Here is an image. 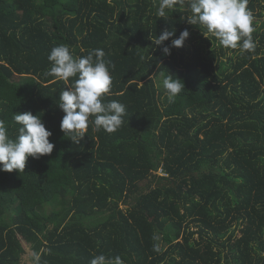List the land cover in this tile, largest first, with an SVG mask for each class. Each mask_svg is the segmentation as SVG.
<instances>
[{
    "label": "trees",
    "instance_id": "1",
    "mask_svg": "<svg viewBox=\"0 0 264 264\" xmlns=\"http://www.w3.org/2000/svg\"><path fill=\"white\" fill-rule=\"evenodd\" d=\"M158 5L0 0V121L15 138L13 115L38 114L55 145L24 171H3L0 264H23L29 251L32 264L101 254L123 264H264V0H248L255 47L245 52L189 24L186 2L165 17ZM185 29L183 47H171ZM165 30L175 35L154 45ZM61 44L76 57L103 49L115 66L103 99L126 107L116 131L89 124L79 143L61 131L56 101L68 86L44 75ZM160 73L184 82L171 102Z\"/></svg>",
    "mask_w": 264,
    "mask_h": 264
},
{
    "label": "clouds",
    "instance_id": "2",
    "mask_svg": "<svg viewBox=\"0 0 264 264\" xmlns=\"http://www.w3.org/2000/svg\"><path fill=\"white\" fill-rule=\"evenodd\" d=\"M180 2L187 4L188 23L198 26L200 30L206 29L202 31L205 37H215L218 44L226 49H239L240 52L254 49L248 0ZM176 3L177 0H159L156 14L165 17L166 10L172 9ZM174 35V31L165 30L151 39L154 45L160 46ZM189 35V31L185 29L178 38L172 40L171 47H183ZM163 52L170 55V47H164ZM104 57L105 52L99 48L92 49L86 56L76 57L69 46L63 44L53 47L47 57L51 67L44 75L63 81L68 86L60 91L56 103L64 113L60 123L61 131L74 143H79L86 135L89 124L93 131L102 129L112 133L123 123L125 105L116 100L105 102L103 99L112 85L109 69L115 67ZM160 75L162 78L157 87L163 88L171 102L185 88L184 82L170 74ZM13 120L18 125L15 138L9 136L4 122L0 121V171L22 172L29 157L39 159L41 156L50 155L55 145L49 140L52 132L46 128L38 114L34 115L31 111L15 113ZM90 264H123V260L118 255L110 258L101 254L95 256Z\"/></svg>",
    "mask_w": 264,
    "mask_h": 264
},
{
    "label": "rangeland",
    "instance_id": "3",
    "mask_svg": "<svg viewBox=\"0 0 264 264\" xmlns=\"http://www.w3.org/2000/svg\"><path fill=\"white\" fill-rule=\"evenodd\" d=\"M4 176H7L6 173L3 171H0V178ZM63 187H65V189H68L67 186H63ZM35 199H36L37 204H40L43 201V199L40 196H36ZM25 247L26 249H29L28 245H25ZM31 255H32V251H29L27 254L24 255L23 264H32L33 261L31 259Z\"/></svg>",
    "mask_w": 264,
    "mask_h": 264
}]
</instances>
